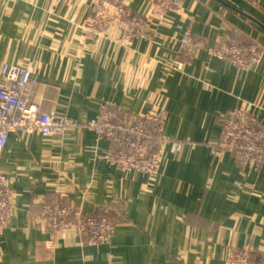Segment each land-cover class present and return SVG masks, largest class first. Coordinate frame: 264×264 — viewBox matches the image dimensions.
<instances>
[{"label": "crops", "instance_id": "1", "mask_svg": "<svg viewBox=\"0 0 264 264\" xmlns=\"http://www.w3.org/2000/svg\"><path fill=\"white\" fill-rule=\"evenodd\" d=\"M93 0H0V68L28 67L32 100L76 121L59 135L12 132L0 156L10 215L0 234V264H225L248 248L264 261V163H244L213 147L224 115L246 106L264 121V0H183L150 21V36L118 44L112 24L89 34ZM145 14L148 0H122ZM207 42L255 43L258 63L245 71L225 59L180 49L185 31ZM180 60L179 69L169 65ZM102 102L127 113L164 110L157 173L98 158L111 146L87 127ZM45 202L105 215L110 238L81 242L71 227L52 247L39 212Z\"/></svg>", "mask_w": 264, "mask_h": 264}, {"label": "built area", "instance_id": "2", "mask_svg": "<svg viewBox=\"0 0 264 264\" xmlns=\"http://www.w3.org/2000/svg\"><path fill=\"white\" fill-rule=\"evenodd\" d=\"M145 14L130 11L122 0H93L83 26L89 34L103 31L114 24L119 30L117 42L123 47L131 45L135 38L150 36L152 18H162L170 10L182 8L183 0H148ZM180 49L189 56L198 51L216 56L239 66L245 71L254 67L261 56V49L255 43H237L218 40L209 43L204 37L185 31L180 38ZM179 69L181 61L174 58L167 62ZM37 84L31 70L23 65L2 64L0 68V156L12 132L36 131L43 136L59 135L67 126H76L65 116L47 111L32 100ZM166 112L146 110L129 114L102 102L99 110L87 124L98 139L111 143L107 153L98 158L116 165L123 173L131 170L143 174L157 173L162 149L168 146L175 152L182 142L164 135ZM232 154L244 163L256 166L264 163V121L244 105L239 104L223 117L218 141L213 146ZM71 209L59 203L45 202L41 205L39 217L46 225L49 237L46 243L54 245L55 234L63 228H73L81 242L95 245L106 242L113 231V225L105 215L86 214L81 208ZM10 215V190L0 172V234L4 232ZM225 264H264L251 257L248 248L232 250Z\"/></svg>", "mask_w": 264, "mask_h": 264}]
</instances>
